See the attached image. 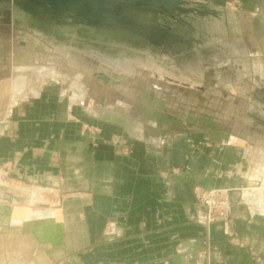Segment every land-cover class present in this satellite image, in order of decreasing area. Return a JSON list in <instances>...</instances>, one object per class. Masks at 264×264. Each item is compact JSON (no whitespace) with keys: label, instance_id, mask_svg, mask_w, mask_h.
Wrapping results in <instances>:
<instances>
[{"label":"rangeland","instance_id":"rangeland-1","mask_svg":"<svg viewBox=\"0 0 264 264\" xmlns=\"http://www.w3.org/2000/svg\"><path fill=\"white\" fill-rule=\"evenodd\" d=\"M189 1L188 7L196 6L197 1H204L221 9L226 8L217 15L198 11L188 14L175 13V17L164 15L166 23L171 27L170 32L184 36L183 38L189 42L183 45L193 54L189 63L188 61L178 62L170 54L177 56L180 52L172 53L166 47L156 51L147 49L146 52L140 49L139 55L130 57H122L121 52H107L105 49V52L97 53L94 50L80 49L83 51L82 59L73 58L71 61L67 56L70 49H61L59 46V43L69 46L72 39L68 36L66 39L56 38L57 41H46L50 50L44 53V57L32 56L27 59L25 53L20 50L19 76L27 77L30 90L33 92L38 90L40 93L27 96L23 104L26 109L23 114L24 117L26 116L25 125L20 123L19 132H13L10 127L4 140V150H7L5 154L11 155L20 146L21 153L31 152L29 155L37 157L36 164L42 165L45 162L44 158L46 160L49 157L55 158L54 154L50 156L51 152L55 153L62 144L58 141L65 139L74 141L83 137L85 149L89 143H93L94 146H92L95 149L100 145H109L123 155L130 156L133 152L134 140L145 141L152 145L153 150L159 151L166 143L168 146L164 145V149L172 147L175 149L176 143L173 141L182 142L186 137L188 149L184 148L180 159L185 162L189 160L197 162L194 170L196 181L192 189L196 204L194 213L196 223L210 225L204 222L205 208L196 198L195 191L216 188L228 190L227 195L232 212V199L238 197L242 205V213L248 216L253 214L255 217H264V171L260 178L257 177L258 179H253L251 182L231 188L232 190L224 186L209 188L198 182L201 173L199 170L201 164L198 162L206 161L208 157L214 159L221 152L227 153L228 158L238 151L246 159L243 165H247L249 160L245 157L246 154L252 150L256 152L257 149L264 152V78L256 79L259 72H253L250 67L240 72L241 67L237 68L231 58L226 63L204 60L202 57L204 46L209 45L210 42L204 41L206 34L196 29L199 24L211 18H223L220 28L223 39L241 42L247 50V55L254 56L262 65L264 77V0H261L260 4L251 0ZM8 19L11 20L7 13L0 15V43L2 44L0 53L5 55L7 53L5 46L9 44L12 48L8 55L13 57L14 62L16 32L14 24L3 21ZM181 21L190 22L189 26ZM22 29L31 32L29 27ZM22 35V33L19 34L20 37ZM194 40L198 42L195 43ZM192 44L195 45L193 49ZM48 51L53 55L50 53L49 55ZM244 59L250 60L248 57ZM178 64L182 65L177 68ZM5 67L8 77L18 75L14 70V64L5 65ZM99 70L106 71L107 75L118 81L111 83L97 76L96 72ZM102 71L101 73H104ZM78 89L84 90L83 95L72 103V96ZM235 137H241L243 140ZM18 139L22 140L19 144ZM235 146H239L240 149H234ZM74 149V145L68 144L65 145L63 152L69 151L68 156H71L70 153ZM237 154L239 156V153ZM255 155L259 158L262 154ZM157 156L161 154L157 153ZM49 162L51 161L48 160L46 163ZM145 162L148 164L147 160ZM185 162L180 167L189 168L191 161L190 164ZM158 163L160 166L161 161ZM149 164L155 166L154 161H149ZM227 164V166L233 165L234 160H228ZM8 165L7 169L13 168L10 163ZM171 167L173 174L182 171L181 168ZM128 168L135 171L139 165L132 164ZM161 168L169 169L170 167L162 161ZM256 169L255 167L254 170ZM5 180L9 181V184H14L13 182L16 181L12 180L11 176H2L0 173V187L6 184ZM17 183L27 182L22 180V183ZM42 195L44 198H39L37 207H49L59 202V198L62 200L63 197L71 198L69 192H64L60 196L46 192L41 193ZM2 212L4 217L6 214L8 217L12 216L11 210L4 208ZM56 212L53 208L47 212L36 210L30 214L44 216L55 215ZM19 214H22V210ZM231 217L232 214L229 219L216 222L228 224ZM39 228L42 229L41 226ZM24 229L19 225L12 229L0 224V233L2 231L7 234L8 232L14 234L24 232L27 235L26 228ZM31 235L33 236L32 231H30ZM33 238L30 240V248H27V241L20 240L19 255H11L10 246L17 245V242L4 241L0 236V264H29L36 257L35 253L40 246L43 247L42 242L36 237V239ZM123 243L121 241L113 248L100 251L96 259L97 263H88L86 260L83 264L85 262L87 264H125ZM80 244L79 240L73 241L72 249L69 250L70 254L67 257L75 258L78 252H82L79 250ZM4 248H8L9 251H3ZM79 258L77 259L80 263ZM37 259L42 261L43 254L37 255ZM62 259L65 260V257L55 259L57 261L55 263L60 264ZM131 259L135 261L139 260V257L135 256ZM43 262V264L47 263V261Z\"/></svg>","mask_w":264,"mask_h":264},{"label":"crops","instance_id":"crops-1","mask_svg":"<svg viewBox=\"0 0 264 264\" xmlns=\"http://www.w3.org/2000/svg\"><path fill=\"white\" fill-rule=\"evenodd\" d=\"M210 7L219 12L226 9L216 5ZM222 19H211L209 25H203L206 30L204 41L210 42L204 46V60L226 63L231 58L237 68L241 67L240 72L250 67L253 72H259L256 79H263L262 65L254 56L247 55L244 45L239 41L223 39L220 32ZM215 20L220 22L218 26ZM29 28L31 32L23 31L26 35L19 27L15 28L14 62L13 57L8 55L12 48L9 44L5 46L7 53H0V173L16 180L14 184L5 180L6 184L0 187V224L12 229L19 225L22 229L26 228L27 232V235L23 231L22 234L0 233L4 241L17 242V245L10 246L11 255H19L20 240L27 241V248H30V240L34 236L33 239L37 238L43 247L40 246L35 253L36 257L29 264H43V261H47L45 264H56L57 258L62 256L65 260L62 259L60 264H83L86 260L88 263H97L100 251L113 248L121 241L124 242L125 264H264V217L242 213L238 197L232 199L233 212L228 224L215 222L206 226L196 223L192 189L196 181L194 170L197 162L180 159L184 148L188 149L186 137L182 142L173 141L176 143L175 149H164V145L168 146L166 143L159 151L153 150L152 145L145 141L134 140L130 156L123 155L109 145H100L95 149L93 143H89L85 149L83 137L74 141L65 139L58 141L62 144L55 153L51 152L50 156L54 154L55 158L49 157V163L44 158L42 165L36 164L37 157L29 155L31 152L21 153L20 146L11 155L5 154L7 150H4V140L10 127L13 132H19L20 123L25 125L26 116L23 114L26 109L23 104L30 94L40 93L38 90H30L27 77L19 76V52L22 50L26 58L30 59L32 56L44 57V53L50 50L46 44V41H50L35 33L38 29ZM21 33L23 35L20 37ZM59 46L61 49L76 50L74 54L67 52L71 61L73 58L82 59L83 47L77 48L70 43L69 46L59 43ZM247 57L249 61L244 59ZM179 61L181 63L188 59L179 57ZM13 64L18 75L10 78L5 73V65ZM83 92L82 89L75 91L72 103L81 98ZM235 138L243 140L241 137ZM20 142L22 140L17 143ZM68 144L75 146L71 156H68L69 151L63 152ZM234 149L240 148L235 146ZM257 150H249L245 155L249 160L247 165H243L246 159L238 151L228 158L227 153L220 152L214 159L208 157L206 161L198 162L201 164L198 182L209 188L224 186L231 189L260 178L264 171V152ZM157 153L161 156L156 157ZM255 154L262 155L257 158ZM228 160H234V164L227 166ZM149 161H154L155 166L150 165ZM159 161L170 168H161V164L158 166ZM190 161L189 168L180 167L184 162L190 164ZM9 163L13 168L7 169ZM132 164L139 165V168L131 170L128 167ZM171 166L181 168L182 171L173 174ZM232 166L233 169H230ZM22 180L27 183H22ZM43 192L59 196L69 192L71 198H59V202L54 205L37 207ZM246 199L249 201L248 196ZM4 208L11 210V217L7 214L3 216ZM53 208L57 211L55 215L30 214L36 210L47 212ZM21 210L22 214H19ZM30 231L33 236H30ZM78 240L81 241L79 250L82 252H78L75 258L67 257L72 242ZM39 254H43L42 261L37 259ZM135 256L139 260L132 261L131 258ZM77 258L81 259L80 263Z\"/></svg>","mask_w":264,"mask_h":264},{"label":"water","instance_id":"water-1","mask_svg":"<svg viewBox=\"0 0 264 264\" xmlns=\"http://www.w3.org/2000/svg\"><path fill=\"white\" fill-rule=\"evenodd\" d=\"M0 2L7 3L0 6L4 9L13 4L36 16L48 13L56 23L75 22L104 28H119L121 31L125 28L143 36L159 49L166 47L172 52H179L180 47L189 42L183 38L184 36L170 32L171 27L166 23L164 15L175 17V13L188 14L197 11L217 15L219 12L204 1H197V7H188L189 0H0ZM181 23L189 26L190 22ZM99 76L114 81L105 73H100Z\"/></svg>","mask_w":264,"mask_h":264},{"label":"bare ground","instance_id":"bare-ground-1","mask_svg":"<svg viewBox=\"0 0 264 264\" xmlns=\"http://www.w3.org/2000/svg\"><path fill=\"white\" fill-rule=\"evenodd\" d=\"M5 4L7 3L0 2V6H3ZM2 13H7V15L11 18V20L8 19L3 21L11 22L12 24H14L15 28L19 27L21 29V32L25 30L22 29L24 27L35 28L39 30L37 31V34L42 36L44 39L48 41H52V40L57 41V39H64V38L66 39L68 36L71 37L72 39V42H70V44L77 46V48L81 46L89 51L95 50L97 52H101V51L105 52L104 51L105 49L107 50V52L109 51L121 52L120 56L122 57H130L133 55H139L140 49L143 50L144 52H146L147 49H151V51H156V49H159V47H156V45L149 43V41H147V39H145L143 36L131 32L130 30H127L125 28L122 29L121 31L119 28H104L101 26L100 27L90 26L75 22H72L71 24L56 23L52 19L51 15L48 13H44L39 16H36L28 13L26 10L18 6H15L13 4L9 5V7L5 9L0 8V15ZM141 13H136V15H141ZM211 19L205 21L204 23L199 24L198 28L194 26V29L196 28L197 31L205 33L206 30L203 27V25H209ZM215 21L217 23L215 25L218 26L220 23L217 22V20ZM17 23H19V26L17 25ZM24 35H26V33H24ZM194 42L196 43L198 41L194 40ZM194 44H192V49L195 46ZM75 51H76L75 49H70L69 54H72ZM179 52L180 53H177V56H175L176 54L174 55L170 54V55L174 57L176 60H178L179 57H187L188 61H190V59L193 57V54L185 47H180ZM184 64H186V62ZM101 71L102 70L96 72V75L99 76ZM102 72L107 74L106 71H102ZM113 80L118 81L116 79ZM114 81L112 82L109 81V82L113 83Z\"/></svg>","mask_w":264,"mask_h":264},{"label":"built area","instance_id":"built-area-1","mask_svg":"<svg viewBox=\"0 0 264 264\" xmlns=\"http://www.w3.org/2000/svg\"><path fill=\"white\" fill-rule=\"evenodd\" d=\"M227 189L196 190L195 196L205 208L203 215L204 222L214 223L218 220L225 221L232 214L231 203L229 201Z\"/></svg>","mask_w":264,"mask_h":264}]
</instances>
